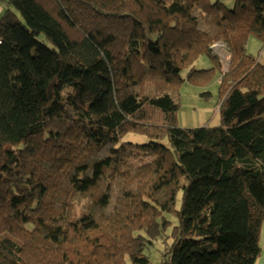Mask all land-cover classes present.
Masks as SVG:
<instances>
[{
  "label": "trees",
  "instance_id": "trees-1",
  "mask_svg": "<svg viewBox=\"0 0 264 264\" xmlns=\"http://www.w3.org/2000/svg\"><path fill=\"white\" fill-rule=\"evenodd\" d=\"M0 1V264H257L264 0ZM217 69L220 125L180 127Z\"/></svg>",
  "mask_w": 264,
  "mask_h": 264
},
{
  "label": "rangeland",
  "instance_id": "rangeland-1",
  "mask_svg": "<svg viewBox=\"0 0 264 264\" xmlns=\"http://www.w3.org/2000/svg\"><path fill=\"white\" fill-rule=\"evenodd\" d=\"M211 1L215 2L216 0ZM222 1L229 7H233L234 5L230 0ZM0 5L3 8L2 14L0 15L1 17L4 14L5 6L1 1ZM252 41V43H255L256 40L252 39ZM251 47H253V45ZM213 51L221 60L222 71L226 72L230 64V56L225 45L217 44L213 46ZM195 67L197 70H207L212 67V62L207 56H203L195 63ZM221 72L217 69L213 73H196L192 79L189 78L179 86H175L176 88L172 95L175 101L180 105L178 112V125L180 127L198 128L220 125L219 105L221 97L219 90ZM183 76H185V74H183ZM122 140L133 143H145L149 141L146 136L134 133L125 135ZM177 202V206L180 207L181 193H179Z\"/></svg>",
  "mask_w": 264,
  "mask_h": 264
},
{
  "label": "crops",
  "instance_id": "crops-1",
  "mask_svg": "<svg viewBox=\"0 0 264 264\" xmlns=\"http://www.w3.org/2000/svg\"><path fill=\"white\" fill-rule=\"evenodd\" d=\"M3 8L0 5V15L2 14ZM252 39L255 38H251L248 42L247 45V49L248 51L250 50L251 53H254L256 55L259 56L260 61L264 64V42L255 39V43H252ZM253 45V47H251ZM251 47V48H250ZM261 248H262V254L259 257L257 264H264V224H263V228H262V236H261Z\"/></svg>",
  "mask_w": 264,
  "mask_h": 264
}]
</instances>
